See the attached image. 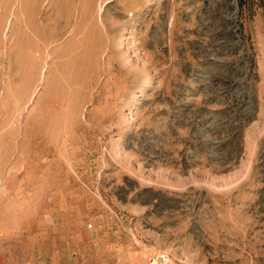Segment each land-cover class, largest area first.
<instances>
[{
  "label": "rangeland",
  "instance_id": "obj_1",
  "mask_svg": "<svg viewBox=\"0 0 264 264\" xmlns=\"http://www.w3.org/2000/svg\"><path fill=\"white\" fill-rule=\"evenodd\" d=\"M0 185V264H264V0H0Z\"/></svg>",
  "mask_w": 264,
  "mask_h": 264
},
{
  "label": "crops",
  "instance_id": "obj_2",
  "mask_svg": "<svg viewBox=\"0 0 264 264\" xmlns=\"http://www.w3.org/2000/svg\"><path fill=\"white\" fill-rule=\"evenodd\" d=\"M0 186L4 187V185H0ZM38 218L39 216L36 214H34L33 216H29L28 219L24 218L19 213L10 215V217H5L4 215L3 216L0 215V240L1 239L7 240L9 237H12L14 238V240H17L18 241L17 244L20 245L24 240L23 237L29 234V236H33V245H36L37 244L36 239L39 237L37 233L38 230L39 229L41 230L42 227L43 232L41 235L44 234L45 236L48 234L52 235L53 227H54V221L51 217H47L45 219L46 222L44 224ZM32 231H34V233H31ZM12 260L14 263L15 259ZM13 263L11 262V264Z\"/></svg>",
  "mask_w": 264,
  "mask_h": 264
},
{
  "label": "built area",
  "instance_id": "obj_3",
  "mask_svg": "<svg viewBox=\"0 0 264 264\" xmlns=\"http://www.w3.org/2000/svg\"><path fill=\"white\" fill-rule=\"evenodd\" d=\"M158 260L161 264H170L171 262L169 255L164 252L158 255Z\"/></svg>",
  "mask_w": 264,
  "mask_h": 264
}]
</instances>
